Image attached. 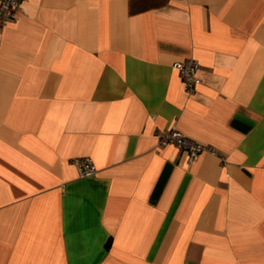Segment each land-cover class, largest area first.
<instances>
[{
	"label": "crops",
	"instance_id": "crops-1",
	"mask_svg": "<svg viewBox=\"0 0 264 264\" xmlns=\"http://www.w3.org/2000/svg\"><path fill=\"white\" fill-rule=\"evenodd\" d=\"M24 9L0 27V264H264V0ZM170 128L215 153L188 164Z\"/></svg>",
	"mask_w": 264,
	"mask_h": 264
},
{
	"label": "built area",
	"instance_id": "built-area-1",
	"mask_svg": "<svg viewBox=\"0 0 264 264\" xmlns=\"http://www.w3.org/2000/svg\"><path fill=\"white\" fill-rule=\"evenodd\" d=\"M25 12L24 0H0V27L18 20ZM172 66L178 70L182 82L188 92H193L201 82L197 71L199 62L193 58L173 62ZM173 144L179 150L187 153L188 164H193L202 152L215 153L211 145L202 144L183 134L176 128H170L158 137V145L165 146ZM79 172L83 176L91 175L95 172V165L89 157H77L73 160Z\"/></svg>",
	"mask_w": 264,
	"mask_h": 264
}]
</instances>
